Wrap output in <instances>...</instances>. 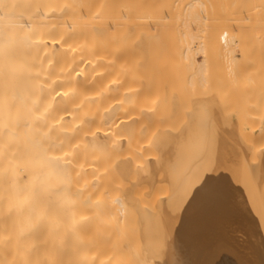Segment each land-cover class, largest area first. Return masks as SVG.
Wrapping results in <instances>:
<instances>
[{
	"label": "bare ground",
	"instance_id": "6f19581e",
	"mask_svg": "<svg viewBox=\"0 0 264 264\" xmlns=\"http://www.w3.org/2000/svg\"><path fill=\"white\" fill-rule=\"evenodd\" d=\"M253 24L257 26L258 31L261 28L259 32L261 34L263 32L262 35H264V0H0V264H77L76 261L80 260L85 261L84 264H94L93 259L98 254L99 258L102 257L99 261L103 264L111 262L112 264H191L183 258L185 255L182 254L184 251H182V238L179 234V220L184 208L182 201L187 191L199 188L194 186L200 177L198 174H203L204 181L205 178L210 177V173L212 176L216 175V167H212L215 164L213 163L215 154L213 152H216V150L213 151V146H217L216 142L222 138L218 137L220 133L218 126L221 124L227 125L226 131L223 126L222 128L225 132H229L224 138L235 140L232 147H236V150L233 148L235 151L233 152L238 160L234 157L235 160H232L230 155L228 157L232 161L240 160L241 164L237 162L234 170L242 165L244 172L240 171L243 174V181L242 179L241 181L248 187L245 191L246 196L248 192L249 199L245 198L246 201L249 200L250 207H247L245 218L243 216L244 221H241L243 222L241 232L238 231L239 234L236 232L237 236L239 235L238 240L231 238L232 241L230 239V242L227 241L229 232L226 237L224 236L225 240H220L219 244L216 242L218 245L217 247L213 245V256H211L213 262L210 263L221 264L227 259L231 264H264V148L253 146L256 143L254 138L264 136L261 134H264V130L259 131L261 132L259 136L256 132L255 137L251 133L253 126L260 128L258 127L261 125L259 122L264 121V108H260L263 113H258V120H254L255 116H250L251 113L248 112L249 123L247 120L246 122L239 120L240 124L235 122L230 127L227 122L228 118L224 121L222 115L223 121H220L221 117L215 116L219 107L215 105L216 103L210 102V100L213 102L214 99L216 100L215 96H210L211 99L206 96L207 100L194 104L195 107L188 119L189 123L201 126L202 129L199 138L201 148L193 152L190 159L186 158L190 160L189 165L187 166L188 162L185 163L184 160L181 164L186 166L179 167L178 161L187 152L184 150L182 152L184 148L179 145V148L175 145L178 150L173 149L175 141L177 144H180L181 140L185 141L186 136L183 134L188 130H183L182 133V127L179 130L181 135L175 136V132L171 135L166 133L170 138L166 137L164 132H155L154 139L152 138L151 141L160 149L159 157L156 160L154 156H151L156 160L153 161L150 158L151 163L143 159L145 163L139 164L138 169V165L136 166L137 177L149 185L156 179L159 168H164L165 180L169 184L168 192H163L165 196L163 194L162 197H157L152 208H146L141 202L134 200L132 191L128 192L129 187L123 191L124 187L120 186L119 192H113L107 196L106 200L97 194L94 195L96 199L91 200L93 188L102 187V191L105 194L108 193L104 190L105 178L100 179L99 177L103 174L91 175L99 168H101L99 172H102L101 162L103 160L115 157L116 165L112 164L115 174L120 179L130 175L131 161L129 159L131 157H123L128 153L127 148L129 147L126 148L127 153L126 149L120 150L125 145L128 146L124 145L122 137L126 135L122 132L124 130L122 128L130 126L128 128L130 130L133 127L132 122L134 121L129 118L138 117L140 112L150 116L157 106L158 109L160 108L157 105L158 100L154 105L148 104L140 107L135 98V89L139 84L146 83L149 78L147 68L153 67V65L149 66L151 60L149 53L151 55L155 53L156 48L162 51V44H167L169 50L166 49L164 58L167 64L172 66L158 61L157 68H162V75L167 74L165 76L169 75L167 70L169 68L172 73L168 76L170 79L171 77L181 79V76L185 78L183 74L187 75L190 72L187 76L190 82L194 79L203 83L211 78L217 80V75L208 78L209 73L218 72L219 69L215 67L217 65L215 62L205 56V50L212 49L215 53L219 52L227 58L226 63L234 64L230 62L237 60L234 55L235 46L241 50L243 45L242 41L239 44L240 47L238 46L241 42L239 37L242 36L243 31L246 34L255 31L252 29L255 27ZM250 25L254 27L251 28ZM248 28L249 31L246 30ZM260 33L258 38H260ZM262 38L264 44V36ZM262 38L259 40L261 41ZM176 51L178 55L174 57ZM156 52L159 51L156 50ZM131 53L134 55L131 56ZM169 53H173L172 56ZM159 54L152 56L154 59L157 56L160 58L162 52ZM198 54L202 55L201 60L196 59ZM239 57L237 63L240 64L236 66L237 71L227 64L228 67L230 66L228 73L231 77L236 76L233 77L235 82L243 76V79H239L243 84L236 82L237 89L242 86L241 91H247L254 84L252 80L255 82L256 78L253 79V74L249 75L253 73L252 67L245 70L244 67H248L246 66L248 64L241 65L244 62L242 58L240 62ZM208 61L212 65L209 66ZM181 63H184L186 70L184 67L182 69L186 73L180 71L182 69L178 65ZM204 63L207 68L204 67ZM193 67L194 69L191 70ZM211 68L213 72L209 70ZM207 69L209 72L205 73ZM193 73L198 77H195ZM204 75H207V78ZM199 76L203 79L205 77L206 80L202 78L200 80ZM254 87L257 85L252 88ZM258 94L260 95V92ZM245 97L246 95L244 98L242 96L243 99H246ZM255 98L256 103L257 97ZM251 105H253L252 102ZM256 112L252 115L257 116ZM218 113L222 114V111ZM195 114L200 117L196 118ZM127 117L128 119H125ZM249 117H251L250 120ZM242 122L249 125L248 133L245 131L247 134L250 133L249 138L243 135L246 133L238 127L239 125L242 127ZM189 123L188 125H191ZM114 129L118 132L120 130L121 133H119L124 135L119 136L121 138L117 135L115 139L112 136L109 138V134ZM179 131H177L178 134H180ZM129 135L130 133L127 134ZM173 135L175 137L171 139ZM127 136L123 137L124 140L130 138ZM165 138L169 144L172 143L171 146L173 145L170 150L172 154L170 161L173 160V162L166 161L169 163L167 167L161 165L165 160L163 148L166 146H162L164 142L166 143ZM229 142L233 144L228 139ZM169 144L166 143L168 146ZM180 148H182L181 151ZM188 152L190 153L191 150ZM120 153L122 157L118 158ZM130 153L132 154L131 151ZM224 156L226 157V154ZM238 169L241 170L240 167ZM196 172L198 173L197 178L196 175L193 176ZM234 173L235 176H239L238 180H240L241 173L238 175L236 171ZM218 175L219 173L215 178ZM89 178L92 179L91 183L88 182ZM238 180L236 182L233 179L236 183L240 182ZM211 183L213 184L207 185L213 186L214 182ZM241 186H238L240 187L238 190L242 189ZM78 194L79 199L77 200ZM203 196L204 193L201 201L207 197ZM188 199L187 203L190 201ZM76 203L77 205L95 204L97 211L102 213L103 217L113 221L111 228L116 234L122 233L118 222L127 217L129 205L132 204L134 222L138 228V246L127 242L116 247L114 246L116 245L115 240L111 242H115L110 245L112 247L107 246L104 243L106 239H102L103 241L98 239L102 231H95L93 224H90L96 215L86 212L84 215L86 222L82 227L80 226L79 220L83 216H80V212L76 210ZM140 205L144 207H139ZM181 206L182 212L180 210V213ZM193 209L191 212L194 211ZM179 213L182 215L180 216ZM190 214L188 213L189 216ZM221 220L220 225L224 222ZM232 229L231 231H235ZM232 234L235 232H231V237H234ZM212 236H210L211 240ZM221 236L218 239H222L223 236ZM234 240L237 242H233ZM94 241L97 242L96 245ZM101 242L104 243V247ZM99 244L101 247H98ZM192 250L191 248L189 251ZM197 251L199 253V250ZM120 253L122 257L118 256ZM113 255H117L116 258ZM199 263L200 261L195 264Z\"/></svg>",
	"mask_w": 264,
	"mask_h": 264
},
{
	"label": "rangeland",
	"instance_id": "374dc122",
	"mask_svg": "<svg viewBox=\"0 0 264 264\" xmlns=\"http://www.w3.org/2000/svg\"><path fill=\"white\" fill-rule=\"evenodd\" d=\"M251 1V0H250ZM254 1V0H253ZM253 22V21H252ZM252 25V24H251ZM250 25V26H251ZM254 25V24H253ZM255 26V25H254ZM254 26H251V28L252 27H254ZM250 28V27H249ZM246 29V30H250V29ZM253 30L255 29V31H258L257 30V26H255L254 28H252ZM259 29V28H258ZM248 31H246L247 33H248ZM255 31H252V33H248V34H246L244 31H243V33H241L242 34V36L241 37H239V41H241V42H239L238 43V46L240 47V45L239 44H241L242 43V41H243V45L241 46V50H239V48H237V46H235V49H234V55H235V57L237 58V60H236V58H235V60L236 61H231L230 63L232 64V63H234V64H232V65H230L229 64V62H227L226 63V61H227V58L226 57H223V54H220L219 52H217V53H215V51L214 50H209V49H206L205 51V56L209 59V60H211L212 62H215L217 65L215 66V67H218V69L221 71V72H219V70H218V72L217 71H215V72H213V69L211 68V69H209V70H212L211 72H213V73H209V75H208V78L211 76V77H214L215 75H217V80H214V79H208V81H206V82H200V81H198V80H195L194 78V80H191L192 82H190V81H188L187 80V76H188V74L190 73H188L187 75H184L183 74V76H185V78L183 77L182 78V76H181V79L178 77V78H174V79H172V77H171V79L168 77V76H171V72H170V70H169V68H167V70L169 71L168 73H169V75L168 76H165V75H167V74H165V73H163V74H165V75H162V68L160 69H158L157 68V64L159 63L158 61H160V63H162V61H163V64H167V62H166V60H165V56H166V54H165V51H167V50H169V49H167V48H169L168 46H167V44H162V47L161 48H163V50L162 51H160V49L158 50L157 48L156 49H154L155 50V53L153 52V54L152 55H155V54H157V55H160L159 53H161L162 52V54H163V56H162V54H161V56H160V58H159V56H157L156 57V59H154V56H152L151 55V53H149L150 55V57H151V60H150V63H149V66H151V65H153V67H150L151 68V71H150V68L148 67L147 69V72L149 73V75H148V79H147V82L146 83H143V84H139L138 85V87L135 89L136 91H135V98H136V101L140 104V107L141 106H144V105H148V104H153L154 105V103H155V101L156 100H158V104L157 105H159L160 106V108L158 109V106L154 109V111H152L151 112V115L150 116H146V115H144V114H142L141 112L139 113V115H137L138 117H133V116H131L129 119H133V121L134 122H132V125H133V127H132V125H131V127L132 128H130V130H128V128L130 127L129 126V123H128V128H126V127H123L122 128V132L124 133L125 132V135L127 136V134L128 133H130V138H129V136H127L128 138H125V139H128L129 141H130V143H129V141L128 140H124V138L123 137H126V136H123L122 134H120L121 133V131L119 130V132L118 131H116L115 129L117 128V127H115V129H114V131L112 132L111 131V134H109V138H116V136L115 135H117V137L118 138H121V137H119V136H123L122 137V139H123V141H124V145L125 144H127L128 146H124V147H122L120 150H122V151H124L127 147H129L130 148V151L132 152V154L130 153V151H129V148H127L128 149V153L126 152L127 151V149L125 150V152L127 153V154H125L124 152H122V153H124L125 154V156L123 155V157H126V156H128V158H130L131 157V159H129L130 161H128V163L130 162V166H131V171H130V175H128V176H126L125 178H119L116 174H115V172H114V170H113V168H112V164L114 163V161L116 160L115 159V157H108L105 161L103 160L102 162H101V165H103V168H102V172H99L100 170H101V168H99V169H97L96 170V172L94 173H92L91 175H93V176H97L98 175V173H101V174H103L102 176L101 175H99V177H101L100 179H102L103 177L105 178V180H106V182H105V189L104 190H107L108 191V193L107 194H105L103 191H102V187L100 188V187H96V188H93L92 189V194H93V197L91 198V200H93V199H96V197H94V195H100V196H102L103 197V199H108L107 198V196H110L113 192H116V191H118L119 192V190H120V188L122 187H124L123 188V191H125V190H127V188L129 189L128 190V192L130 191H132V196L134 197L133 199L134 200H137L138 201V203L139 202H141L142 203V205H145L146 206V208H149V207H153V204L155 203V201H156V199H157V197L158 198H160V197H162V195L164 194L163 192H165V191H167V189H168V183H167V181L165 180L166 179V177H165V173H164V168H159V170H158V172H157V174H156V179L152 182V184L151 185H149V184H147L146 182H144V181H142V180H140V178L139 177H137V174H136V170L139 168V164L140 165H143V162L145 163V161L143 160V159H145V160H147L149 163H151L150 161H151V159L150 158H152L151 156H154V159H156L157 160V157H159L158 155L160 154V149H158V147H156L153 143H152V141H151V139L153 138V135L154 134H156L155 132H158V133H168V134H170L171 135V133H174V135L175 136H177V135H181L184 131L183 130H188L187 132H184V134L183 135H185L186 137H185V141H183V140H181V141H179V142H185V144H177V143H173V149H177V148H175V145H177V147H178V145L179 146H182L184 149H182V148H180V151H181V149H182V152H183V150L185 151V152H187V154H185L184 156H182L181 157V159H180V161H178L179 162V164H180V166L179 167H185L186 165L188 166L189 165V161L190 160H187L186 158H188V159H190L192 156H191V154H193V152H195V151H197V150H199L201 147H200V145H201V141L199 140V138H200V134H202V129H201V126H198V125H196L195 126V124H191V123H189L190 122V120L188 121V119H190L189 117H190V113L192 112V110L194 109V107H195V105L194 104H197V103H200V101H204L205 99L207 100V98H206V96L209 98L210 96H212V97H214L215 96V98H216V100L214 99V102L212 101V100H210V102H212V103H216L215 105H218L217 107H219V110H216V113H215V116L216 117H219L220 118V121H223L222 120V115L224 116V121L227 119V122L230 124V127L231 126H233L234 125V123L236 122V124L237 123H239L238 121L240 120V121H243L244 120V122H246V120H247V122L249 123V121H248V116L250 115V116H255V118H254V120H258L259 119V117H258V113H263V110L262 109H260V108H264V44L262 43L263 41V36L264 35H262L263 34V32H262V34L259 32V31H261V28L259 29V31L258 32H255ZM246 35H245V34ZM259 33H260V38H262L261 39V41L259 40L260 38H258L259 36ZM244 34V35H243ZM261 35H262V37H261ZM167 49V50H166ZM156 50L157 51H159L158 53L156 52ZM173 50V49H172ZM171 50V51H172ZM175 50V49H174ZM173 50V51H174ZM153 51V50H152ZM152 51H150V52H152ZM178 51V50H177ZM177 51L175 52V54H174V57H175V55L177 54ZM128 52H129V50H128ZM132 52V51H131ZM129 54H130V52H129ZM171 53H169V55H170ZM173 54V53H172ZM172 54H171V56H172ZM132 55H134V54H132L131 53V56ZM178 55V54H177ZM199 55V56H198ZM198 55H196V59L197 60H201L202 59V55H200V54H198ZM239 55H240V57H239ZM170 57V56H169ZM238 57L240 58V62H242L241 60L243 59V62H244V64L243 63H241V65H246V63L248 64V65H246V66H248V67H244V69L246 70L247 68H251L252 69V71H253V73H249V75H251V74H253V77H251V78H253V79H255L256 78V80H255V82H254V80H252L253 81V83L255 84H253V86H256L257 85V87H254V88H252L253 86H251V87H249L248 89H247V91H241V87L242 86H240L239 88L240 89H237V85L238 84H241L242 82V80H239V79H243V76H241V78H239V79H237L236 80V82L238 83H236L233 79L236 77V76H233L232 75V77H231V75L229 76V74L230 73H228L229 72V67L230 66H232V67H234V69H236L237 67H238V64H240V63H237V61H238ZM159 58V59H158ZM168 57H166V59H167ZM201 58V59H200ZM242 58V59H241ZM162 59V60H161ZM175 60H176V58H174ZM173 59V60H174ZM177 60H179L178 58H177ZM214 60V61H213ZM172 61V60H171ZM229 61V60H228ZM169 62V61H168ZM174 62V61H173ZM205 62H207V60L205 61ZM235 62L237 63V64H235ZM239 62V61H238ZM171 63V62H170ZM162 64V65H163ZM169 64V63H168ZM167 64V65H168ZM176 64H177V61H176ZM175 64V65H176ZM184 64V63H183ZM183 64L181 63L180 65H178L181 69L184 67L183 66ZM208 64H209V61H208ZM230 65L229 67H228V65ZM204 67H206L207 68V66H206V63H204ZM210 65H212V64H209V66ZM234 65V66H233ZM252 65V66H251ZM169 66H172V65H170L169 64ZM182 66V67H181ZM208 66V68H210ZM237 66V67H236ZM158 67H159V65H158ZM179 67L177 68V69H179ZM189 67V66H188ZM191 67V66H190ZM166 68V67H165ZM172 68V67H171ZM186 67H184V69H185ZM214 68V67H213ZM240 68V67H239ZM155 69V70H154ZM163 69H164V67H163ZM184 69H182V70H180L181 72L182 71H184V73H186V69L184 70ZM194 69V67L191 69V70H193ZM243 69V70H244ZM160 70V71H159ZM195 70H196V68H195ZM209 70L207 69V70H205L204 72L205 73H208L209 72ZM243 70H241V71H243ZM158 71L159 72H161L160 73V75H159V73H158ZM163 71H165V69L163 70ZM172 71V70H171ZM174 71H175V69H174ZM236 71H237V69H236ZM238 71H239V69H238ZM249 71H250V69H249ZM153 72V73H152ZM167 72V71H166ZM179 72V71H178ZM177 72V73H178ZM191 72H193V71H191ZM247 72V71H246ZM154 73H156L155 75L157 76V77H155V75H154ZM173 73H175V72H173ZM176 73V74H177ZM238 73H240V72H238ZM242 73H244V72H242ZM182 74V73H181ZM195 73H193V75H194ZM204 74V73H203ZM241 74V73H240ZM150 75H151V78H150ZM174 75V74H173ZM228 75V76H227ZM239 75V74H238ZM244 75V74H243ZM175 76V75H174ZM176 76H178V75H176ZM190 76H192V75H190ZM195 76V75H194ZM205 76V75H204ZM203 76V77H204ZM207 76V75H206ZM205 76V77H206ZM244 76H246V75H244ZM248 76V75H247ZM252 76V75H251ZM159 77H160V79H159ZM163 77H167V78H163ZM195 77H198V76H195ZM200 77V76H199ZM205 77H204V79L202 78V77H200V80H201V78L203 79V80H206L205 79ZM229 77V78H228ZM231 77V78H230ZM234 77V78H233ZM153 78V79H152ZM155 78H157V80L155 79ZM161 78H163V79H161ZM207 78V77H206ZM238 78V77H237ZM245 78V77H244ZM159 79V80H158ZM199 79V78H198ZM216 79V78H215ZM152 80H155V81H152ZM190 80V79H189ZM238 80L240 81V82H238ZM245 80V79H244ZM146 81V80H145ZM149 81H151V82H149ZM245 82V81H244ZM129 83V82H128ZM243 84V83H242ZM236 85V86H235ZM252 85V84H251ZM252 88V89H251ZM245 89V88H244ZM253 89H254V92H253ZM257 89V90H256ZM259 89V90H258ZM255 90H256V92H255ZM257 91H259L260 92V95L258 94L259 92H257ZM244 92V93H243ZM242 93L244 94V95H242ZM257 95H255V94ZM243 96V98H244V96L246 95V99H243L242 98V96ZM249 96V97H248ZM219 97V98H218ZM255 97H257V105H259L258 107H257V105H256V103H255V100H256V98ZM254 98H255V100H254ZM209 99H211V98H209ZM208 99V100H209ZM254 100V101H253ZM251 102H252V104L253 105H255V106H253V105H251ZM263 104V105H262ZM214 105V104H213ZM214 105V106H215ZM262 105V106H261ZM217 107H215V109H218ZM258 108V109H257ZM250 109L252 110V111H257L256 113H257V116L256 115H252L253 113H255V112H252V111H250ZM222 111V114H220V113H218V112H221ZM214 112H215V110H214ZM251 113V114H247V113ZM126 114V113H125ZM196 115V114H195ZM192 116V115H191ZM193 117H194V115H193ZM196 118H199L200 117V115H196L195 116ZM250 118L251 117H249V120H250ZM258 118V119H257ZM125 119H128V117L127 118H125ZM252 121H253V119H252ZM189 124H191V125H188V123ZM231 122V123H230ZM244 122H242V127L239 125H237L238 127H239V129H241L242 130V132L244 131H247V133H248V129H249V125L247 126L246 124H244ZM254 122V121H253ZM263 122L264 121H262V122H259L261 125H258V127H260V128H257V127H255V126H253V128H251L252 129V131H251V133H253V136L256 134V132H258V136L260 135V133L264 130V125H263ZM241 123V122H240ZM239 123V124H240ZM251 123V122H250ZM256 123V122H255ZM186 124V125H185ZM227 124V123H226ZM228 124V125H229ZM232 124V125H231ZM127 125V124H126ZM184 125H185V127H184ZM194 125V126H193ZM220 125V124H219ZM225 124H221L220 126H218L217 128H218V130H219V132L217 131V133H219V136L218 137H222V138H220V141H222V143L224 144H222L220 141H219V139H218V141L216 142L217 143V146L215 145V146H213V151L214 150H216V152H213V153H215L214 154V158H213V163L215 162V164H213L212 165V167L213 166H215L216 167V171H217V173H215L216 175H214V176H212V173H210V177H207V178H205V181H204V177H203V174L201 173V175L200 174H198L197 172L193 175V176H195L196 175V178H197V174H198V176H200L199 178H198V180L195 182V184H194V186H195V188L198 186L199 188L197 189L196 188V190L193 188V190L194 191H192V190H189V191H187L186 192V196L184 197V201H182V206H184V208H183V212H182V206L180 207V209H179V212H180V210H181V212L183 213V215L182 214H180L179 213V215L181 216L182 215V217H180V220H179V222H180V226H179V234H180V236H181V238H182V251H184V252H182V254L183 255H185V256H183V258H184V260L185 261H187V262H189V263H191V264H195V263H198L199 261H200V263L199 264H207V262H208V264H211L212 262H213V260H212V258H211V256H213L212 255V248L214 247L213 245H215V247H217V245L221 242L220 240H222L223 241V239L225 240L226 238V236L229 234V232H230V234L228 235V237H227V241L230 239L231 240V238L232 239H237L238 240V238H239V235L237 236V234H236V232L238 233V231L239 232H241V230H240V228H241V226H242V223H241V221H244V218H245V214L247 213V207H250V204L248 203L249 202V200H247L246 201V198L247 199H249V196H248V192H247V196H246V191L248 190L247 188L248 187H246L247 185H245V184H243V177H242V173L240 172V171H242V172H244L243 170H242V168H241V166L242 165H239V166H237V170H239L238 168L240 167V169L241 170H239L238 172L239 173H241V177H240V180H238L239 179V176H235V173H234V171H236V175H238L239 173H237V170H234V168L236 169V163L238 162L239 164H241L240 163V160L239 161H237L238 159L236 158V157H234V156H236L235 155V151L234 150H236V147H232V145H234L235 143H234V141H233V139L234 138H232V139H230V138H228L230 141H232V143L233 144H231L230 142L228 143V139H226V138H224V136L226 135V134H228L227 132H225L226 131V126H224ZM256 126H257V123L255 124ZM187 126H189V128L187 127ZM191 126V127H190ZM222 126L224 127V129H225V131H224V129L222 128ZM244 126V127H243ZM251 126V125H250ZM120 127V126H119ZM119 127L117 128V130L119 129ZM183 127V128H182ZM255 127V128H254ZM182 128V129H181ZM191 128V129H190ZM237 128V127H236ZM128 131H127V130ZM182 130L181 132L179 131V130ZM195 129V130H194ZM228 129V128H227ZM254 129V130H253ZM259 129V130H258ZM113 130V129H112ZM198 130V131H197ZM262 130V131H261ZM126 131H127V133H126ZM177 131H179V133L180 134H178V132ZM194 131V132H193ZM259 131H261V132H259ZM110 132V131H109ZM117 133H119V134H117ZM153 133V134H152ZM157 133V134H158ZM177 133V134H176ZM222 133H225L224 135L222 134ZM246 133V132H245ZM243 134V135H246V136H248L249 134ZM164 134V135H165ZM168 134H166V137H168ZM191 134H193V135H191ZM262 135H264L263 133H261ZM172 136L171 137V139H173V137H175V136ZM191 135V136H190ZM221 135V136H220ZM223 135V136H222ZM242 135V136H243ZM112 136V137H111ZM251 137V136H250ZM255 137V136H254ZM253 137V138H254ZM114 138V139H115ZM168 138H170V136L168 137ZM189 138V139H188ZM245 138H247V137H245ZM248 138H249V136H248ZM247 138V139H248ZM154 139V138H153ZM152 139V140H153ZM171 139H169V141H171ZM191 140V141H190ZM195 140H197V141H195ZM126 141V142H125ZM165 141H166V138H165ZM187 141V142H186ZM254 141L256 142H254L255 144L253 145V146H255V147H260V148H264V136H260V137H256V138H254ZM200 142V143H199ZM249 142V141H248ZM165 143V142H164ZM162 144V146H164L165 148H163L164 149V151H163V153L165 154V160H163V164H161V165H165L166 167L168 166V164L169 163H171V162H173V160H171L170 161V158H171V151L170 150H172V146H171V144H169L168 143V141H166V143L167 144H169V146L168 145H166V143L165 144ZM222 145H221V144ZM250 143V142H249ZM229 144H231L230 146H229ZM252 144V143H251ZM190 145V146H189ZM219 145H221V146H219ZM223 146V147H222ZM229 146V147H228ZM186 147V148H185ZM219 147V148H218ZM221 147H222V149H221ZM228 147V148H227ZM231 147H232V149H231ZM179 148V147H178ZM216 148V149H215ZM233 148H234V150H233ZM132 149V150H131ZM186 149H187V151H186ZM228 149H229V151H228ZM178 150V149H177ZM188 150L190 151L191 150V152L189 153L188 152ZM218 150H219V154H218ZM220 150H222V151H220ZM227 150V151H226ZM232 150V151H231ZM226 151V152H225ZM234 151V152H233ZM184 152V153H185ZM223 152V153H222ZM229 152H231L230 154H229ZM129 153L131 154V155H129ZM234 153V154H233ZM226 154V157L224 156V155ZM216 155H217V157H216ZM219 155V156H218ZM221 155V156H220ZM230 155V156H229ZM233 155V156H232ZM118 156H120V157H118V158H121L122 157V154L120 153V155H118ZM156 156V157H155ZM187 156V157H186ZM222 156H224V157H222ZM233 160L234 158L235 159H237L236 161H232L229 157ZM147 157H148V159H147ZM185 157V158H184ZM234 157V158H233ZM238 157V156H237ZM180 158V157H179ZM218 158V159H217ZM222 158H224V160H222ZM229 158V159H228ZM247 158H248V156H247ZM153 159V158H152ZM153 159V161H156V160H154ZM183 159V160H182ZM234 159V160H235ZM142 160V161H141ZM181 160H182V162H181ZM184 160H185V163L186 162H188V164H186V165H183V164H181V163H183L184 162ZM215 160V161H214ZM231 160V161H230ZM248 160V159H247ZM250 160V159H249ZM117 161V160H116ZM116 161H115V163H116ZM141 161V162H140ZM169 162V163H167V162ZM218 161H219V163H218ZM221 161H222V163H223V165H222V163H221ZM224 161V162H223ZM226 161H227V163H226ZM230 161V162H229ZM231 163L232 162V164H229V163ZM114 163V165H116ZM131 163H132V165H131ZM147 163V162H146ZM162 163V162H161ZM184 163V164H185ZM148 164V163H147ZM217 164V165H216ZM138 165V166H137ZM145 165V164H144ZM161 165H159V166H161ZM220 165V166H219ZM225 165H226V167H225ZM136 166H137V169H136ZM164 166V167H165ZM219 166V167H218ZM223 166V167H222ZM231 166H232V168H231ZM235 166V167H234ZM114 168L116 167V166H113ZM163 167V166H162ZM165 167V168H166ZM215 167H214V169H215ZM134 170H133V169ZM224 168V169H223ZM226 168H230L229 170L228 169H226ZM213 169V168H212ZM199 171V170H198ZM229 171V172H228ZM135 172V173H134ZM214 172H215V170H214ZM221 172V173H220ZM219 173V175H218V177L217 178H215V176H217V174ZM224 173H225V175H224ZM229 173V174H228ZM231 173V174H230ZM234 173V174H233ZM246 173V172H245ZM244 173V174H245ZM132 174V175H131ZM134 174V175H133ZM227 174V175H226ZM232 174L234 175V176H232ZM105 175V176H104ZM224 176V177H223ZM213 177V178H212ZM228 177V178H227ZM231 177H232V179H231ZM238 177V178H237ZM230 178V179H229ZM216 179V180H215ZM233 179H235V181L236 180H238V181H240L239 183H236L235 181H233ZM241 179H242V181H241ZM89 181L88 182H92V179L91 178H89L88 179ZM203 180V181H202ZM214 180V181H213ZM221 180V181H220ZM231 180V181H230ZM199 182H201V183H203V184H201V183H199ZM211 182H214V185L213 186H211L213 183H211ZM232 182H235V184L233 183L232 184ZM90 183H88V184H90ZM240 183H241V185H245L244 187H242L241 185H240ZM199 184H200V186H199ZM207 184H211L210 186L209 185H207ZM206 185H207V187L208 188H210V189H208L207 187H206ZM121 186V187H120ZM227 186V187H226ZM236 186H237V188H236ZM238 186H241L242 187V189L244 190V192H243V190H242V194L240 193L241 192V190H238V189H240V187H238ZM245 187H246V189H245ZM99 188H100V190H99ZM126 188V189H125ZM235 188V189H234ZM204 189H206V190H204ZM207 189H208V193H207ZM246 190V191H245ZM123 191H120V192H123ZM193 192V194H192V192ZM199 191H201V192H199ZM203 191H205V192H203ZM214 191V192H213ZM127 192V191H126ZM168 192V191H167ZM166 192V194H168ZM210 192V193H209ZM203 193H204V196H207V197H205L203 200L204 201H201V196L203 195ZM205 193H207V194H205ZM235 193H237V194H235ZM131 194V193H130ZM191 194V195H190ZM202 194V195H201ZM216 194V195H215ZM190 195V196H189ZM196 195H197V197H196ZM209 195V196H208ZM218 195V196H217ZM240 195H241V197H240ZM92 196V195H91ZM163 196H165V194L163 195ZM203 196V197H204ZM244 196V197H243ZM191 197V198H190ZM240 197V198H239ZM246 197V198H245ZM190 199V201L187 203V199ZM208 198H209V200H208ZM229 198V199H228ZM236 198H238V199H236ZM243 200H242V199ZM79 199V194H78V196H77V200ZM188 199V200H189ZM205 199H207L206 201H205ZM217 199V200H216ZM232 199V200H231ZM194 200V201H193ZM231 200V201H230ZM195 201H196V203H195ZM199 201V202H198ZM201 201V202H200ZM245 201L247 202V203H245ZM191 202V203H190ZM243 202V203H242ZM140 203V204H141ZM186 203V204H185ZM194 203V204H193ZM199 203H201V204H199ZM213 203H214V205H213ZM217 203V204H216ZM222 203V204H221ZM193 204V205H192ZM198 204V205H197ZM211 204V205H210ZM244 204H246V205H244ZM188 206V207H185V206ZM200 205H201V207H200ZM241 205V206H240ZM130 207H129V210H128V214H127V217L124 219V220H122V221H119L118 223H119V226L121 227V230H122V233H120V234H116L115 232H113V231H115V230H113L111 227V223L113 224V221L111 222L110 220H108V219H106V217H103L104 215L102 214V213H100V212H98L97 211V206L95 205V204H80V205H77V203H76V210H78L80 213H79V215L80 216H83V217H81V220H79V224H80V226L82 227L83 226V224H84V222H86V219H84V215H86V212H87V214L89 213V214H91V213H93L94 215H96L95 216V219H92L91 221H90V224L92 225L93 224V229L96 231V230H100V231H102V234L101 235H97L99 238L98 239H100L101 241H103V240H105L106 239V241L104 242L107 246H110V245H112V244H115V242H116V245H114V246H119L120 247V244H125V243H127V242H129V243H131V244H135V246H138V244H139V239H137V238H139L138 236V233H137V231H138V228H137V224H135L136 222H134V217H133V211H132V209L134 208V206L131 204V205H129ZM139 207H144V206H139ZM151 207V208H152ZM193 207L195 208V209H197V210H195V209H193ZM215 207V208H214ZM220 207V208H219ZM223 207V208H222ZM233 207L235 208V209H233ZM190 208V209H189ZM196 212H194V211H192L191 212V210L192 209ZM201 209V210H200ZM224 209V210H223ZM81 210H83V211H81ZM211 210V211H210ZM220 210H222V211H220ZM132 211V212H131ZM186 211V212H185ZM238 211V212H237ZM216 212V213H215ZM100 214V215H98L97 216V214ZM188 213L190 214V216H192V217H190L189 215H188ZM225 213V214H224ZM226 213H227V215H226ZM222 214H223V216H222ZM229 214V215H228ZM237 214H238V216H237ZM242 216H241V215ZM92 215V214H91ZM103 215V216H102ZM185 215H187L186 216V218H187V220H186V218H185V220H184V217H185ZM204 216V217H203ZM213 216V217H212ZM226 216H228V217H226ZM237 216V217H236ZM243 216H244V218H243ZM211 217V218H210ZM216 217V218H215ZM226 217V219H223V218H225ZM183 218V219H182ZM190 220H189V219ZM207 219V220H206ZM221 221H224V222H221V225H220V220ZM242 219V220H241ZM194 220V221H193ZM185 221V222H184ZM198 221V222H197ZM215 221V222H214ZM235 221V222H234ZM187 222V223H186ZM201 222V223H200ZM205 222V223H204ZM225 222H227V223H225ZM239 222V223H238ZM88 223V222H87ZM188 223H189V225H188ZM193 223V224H192ZM217 225H216V224ZM225 223V225L224 226H222L223 224ZM229 223H231V224H229ZM237 223V224H236ZM241 223V224H240ZM192 226H191V225ZM202 224V225H201ZM208 224V225H207ZM236 224V225H235ZM238 224H240V225H238ZM205 225V226H204ZM215 225V226H214ZM232 225H233V227H234V229H232L233 227H232ZM188 227V230H187V227ZM198 226V227H197ZM204 226V227H203ZM229 226V227H228ZM200 227V228H199ZM213 227L215 228V229H213ZM239 227V228H238ZM194 230H193V229ZM205 228V229H204ZM206 228H207V230H206ZM225 228V229H224ZM229 228V229H228ZM136 229V230H135ZM202 229V230H201ZM219 229V230H218ZM231 229L232 230H235V231H231ZM237 229V230H236ZM92 230V229H91ZM201 230V231H200ZM204 230V231H203ZM207 232H206V231ZM214 230H216L217 232H215ZM224 230V231H223ZM194 233H193V232ZM198 231H200V232H198ZM203 231V232H202ZM212 231H214V232H212ZM228 231V232H227ZM198 232V233H197ZM205 232H206V235H205ZM208 232H210V233H208ZM221 232V233H220ZM231 232L233 233V232H235V234H232V236L234 235V237H231ZM201 233V235H199ZM204 233V234H203ZM208 233V234H207ZM228 233V234H227ZM108 234V235H107ZM136 234V235H135ZM219 234V235H218ZM226 234V235H225ZM239 234V233H238ZM138 235V236H137ZM192 235H194V236H192ZM208 235H209V237H208ZM213 235V236H212ZM220 235H222L221 237H222V239H218V238H220ZM236 235V236H235ZM191 236V237H190ZM204 236V237H203ZM210 236H212V240L210 239L211 237ZM208 237V238H207ZM215 237H217V238H215ZM235 237H237V238H235ZM186 238V239H185ZM190 238V239H189ZM196 238V239H195ZM98 239H96V241L98 240ZM103 239V240H102ZM184 239V240H183ZM203 239V240H202ZM115 240V242L114 243H111L112 241H114ZM136 240H137V242H136ZM187 240V241H186ZM196 240H197V242H196ZM206 242H205V241ZM208 240V241H207ZM210 240V241H209ZM213 240H214V243H213ZM215 240H217V241H215ZM230 240H229V242H230ZM233 241V242H237V241ZM108 241H110V242H108ZM192 241V242H191ZM199 241H200V246L198 245V243H199ZM232 241V240H231ZM107 242H108V244L109 243H111V244H107ZM208 242V243H207ZM209 242H211V243H209ZM216 242L218 243V244H216ZM93 243H95V245L97 244V242H93ZM103 243V244H104ZM137 243V244H136ZM186 243V244H185ZM193 243H194V245H195V247H194V245H193ZM204 243V244H203ZM205 243H206V246H205ZM101 244H102V242H101ZM101 244H99L100 246H98V247H101ZM102 244V245H103ZM190 244V245H189ZM94 245V244H93ZM202 245V246H201ZM105 245H103V247H104ZM199 246V247H198ZM210 246V247H209ZM212 246V247H211ZM110 247H112V246H110ZM115 247V248H116ZM193 249L192 251H189V250H191V248ZM206 247V248H205ZM204 248H205V251H204ZM208 248H211V249H208ZM187 249H188V252H187ZM199 250V253H198V251L197 250ZM208 249V250H207ZM105 250V249H104ZM107 250V249H106ZM105 250V251H106ZM200 250H201V252H200ZM110 251V250H109ZM109 251H107V252H109ZM196 251V252H195ZM208 251V252H207ZM103 252V254H104V251H102ZM101 252V253H102ZM106 252V253H107ZM207 252V253H206ZM100 253V254H101ZM189 253H191L190 255H189ZM195 253V254H194ZM67 255H70V254H68V253H66ZM102 254V255H103ZM208 255V256H205V255ZM123 255H124V253H123ZM196 255V256H195ZM205 257H204V256ZM210 255V256H209ZM101 256V255H100ZM117 256V255H116ZM116 256L115 255H113V257H115L116 258ZM118 256H121L122 257V253H120V255H118ZM125 256H127L126 254H125ZM201 256V257H200ZM96 257H98V258H96ZM96 257H94L95 259H93V260H95V262H94V264H100L101 262L99 261L102 257H100L99 258V254L96 256ZM187 257V258H186ZM191 257V258H190ZM209 258V259H208ZM98 259V260H97ZM193 259V260H192ZM209 261H208V260ZM211 259V260H210ZM80 260V259H79ZM97 260V261H96ZM190 260V261H189ZM206 260V261H205ZM102 261V260H101ZM82 261L80 260V261H76V263L77 264H84V262H82ZM108 262L110 263L111 262V259L110 260H108ZM211 262V263H210ZM225 262V263H224ZM224 262L223 263H221V264H231L230 263V261L229 260H227V259H225L224 260ZM131 263H133V262H131ZM93 264V263H92ZM101 264H103V263H101ZM107 264V263H106ZM110 264H112V262L110 263ZM130 264V263H129ZM188 264V263H187Z\"/></svg>",
	"mask_w": 264,
	"mask_h": 264
}]
</instances>
